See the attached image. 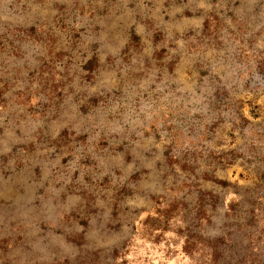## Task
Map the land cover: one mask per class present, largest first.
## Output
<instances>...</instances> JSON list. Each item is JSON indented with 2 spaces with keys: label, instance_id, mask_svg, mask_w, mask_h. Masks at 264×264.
<instances>
[{
  "label": "rangeland",
  "instance_id": "obj_1",
  "mask_svg": "<svg viewBox=\"0 0 264 264\" xmlns=\"http://www.w3.org/2000/svg\"><path fill=\"white\" fill-rule=\"evenodd\" d=\"M0 264H264V0H0Z\"/></svg>",
  "mask_w": 264,
  "mask_h": 264
},
{
  "label": "trees",
  "instance_id": "obj_2",
  "mask_svg": "<svg viewBox=\"0 0 264 264\" xmlns=\"http://www.w3.org/2000/svg\"><path fill=\"white\" fill-rule=\"evenodd\" d=\"M95 62H96V61H89V63L87 64L86 69H87V68H90V66L93 65V63H95ZM94 65H95V64H94Z\"/></svg>",
  "mask_w": 264,
  "mask_h": 264
}]
</instances>
